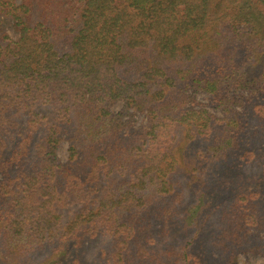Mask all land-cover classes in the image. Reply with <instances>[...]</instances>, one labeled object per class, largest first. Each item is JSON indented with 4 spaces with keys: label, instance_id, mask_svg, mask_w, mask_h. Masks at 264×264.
I'll return each instance as SVG.
<instances>
[{
    "label": "trees",
    "instance_id": "1",
    "mask_svg": "<svg viewBox=\"0 0 264 264\" xmlns=\"http://www.w3.org/2000/svg\"><path fill=\"white\" fill-rule=\"evenodd\" d=\"M248 251L264 258V0H0V264Z\"/></svg>",
    "mask_w": 264,
    "mask_h": 264
},
{
    "label": "rangeland",
    "instance_id": "2",
    "mask_svg": "<svg viewBox=\"0 0 264 264\" xmlns=\"http://www.w3.org/2000/svg\"><path fill=\"white\" fill-rule=\"evenodd\" d=\"M6 32L9 33V35L13 38H16L18 36V33L12 28V26L10 25V23L8 21H6ZM196 99L202 104V106L204 108H206L207 110H209L211 113H213L214 115L220 116V111L218 109H216L212 103L211 100L209 99L208 94H206L203 91H199L196 93ZM119 107V104L116 103L113 106V109H117ZM135 125H134V129H140L145 125V119L143 117L142 114H136L135 117ZM182 145H187V146H192V145H198V148H201L203 152H206V145L202 142L198 141V144L195 143V140H186L185 138L182 139ZM188 142V143H187ZM67 144L64 140H61L59 147L57 149V154L59 159L62 162L66 161L67 158ZM171 180H173L174 184H175V188L177 190L178 193V197L180 199V207L181 209H185L188 207V205L190 204V202L192 201V195L190 193L189 187H188V182H189V178L187 173H185L184 171H182L181 169H177L172 175H171ZM190 207V206H189ZM67 215V213H65ZM187 225L189 224V218H187ZM190 230V227H188ZM109 244V240L107 238L106 235H98L96 236L95 239H92V245H91V250L88 252H84V256L87 259H90L89 256H91V252H96L97 249L96 248H101L103 246H107ZM90 249V248H89ZM98 253V252H96ZM237 259L239 261L240 264H264V258L252 251H248L246 253H239L237 256Z\"/></svg>",
    "mask_w": 264,
    "mask_h": 264
}]
</instances>
